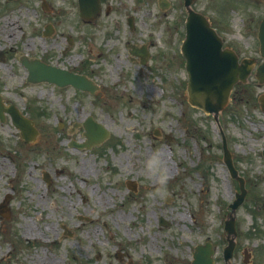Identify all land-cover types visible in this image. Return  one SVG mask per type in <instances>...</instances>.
Instances as JSON below:
<instances>
[{
    "label": "rangeland",
    "instance_id": "1",
    "mask_svg": "<svg viewBox=\"0 0 264 264\" xmlns=\"http://www.w3.org/2000/svg\"><path fill=\"white\" fill-rule=\"evenodd\" d=\"M102 2L108 12L87 24L78 18L76 0H46V10L37 0H0V94L38 130L36 141L25 143L8 117L0 122V204L7 197L0 264H131V258L134 264H188L205 242L213 244L216 264H224L219 238L238 184L222 160L212 117L186 100L182 1L172 0L164 15L154 0ZM192 8L208 16L241 57H258L261 4L195 0ZM47 24L53 29L43 37ZM65 38L71 43L63 50ZM128 42L151 43L147 65L131 62ZM19 53L82 68L98 89L88 94L28 84ZM236 89L219 122L245 180L235 212L238 241L251 249L252 264H264V111L257 101L264 86L249 79ZM89 116L108 138L89 149L69 147L85 141L79 124ZM154 152L168 169L166 194H158L146 174ZM242 248L232 264H242ZM119 251L129 256L122 263L114 256Z\"/></svg>",
    "mask_w": 264,
    "mask_h": 264
},
{
    "label": "water",
    "instance_id": "2",
    "mask_svg": "<svg viewBox=\"0 0 264 264\" xmlns=\"http://www.w3.org/2000/svg\"><path fill=\"white\" fill-rule=\"evenodd\" d=\"M83 2L88 7L87 2L90 3V0H83ZM191 2L192 0H185V6L188 8ZM195 20H202L201 25L207 27L204 18L188 9L187 21L191 29L197 26L193 23ZM205 31L208 32V30ZM259 41L260 53L264 58V22L260 27ZM220 48L221 43L212 32L208 36H199L195 32L190 33L182 48L183 55L187 59L186 68L189 74L188 100L190 104L203 109L205 112L214 113L215 118L225 105L232 85L239 79H243L250 69L249 67L238 66L233 54L227 50L220 51ZM40 73L44 76L51 74L49 69L42 65H36L31 71L30 78L34 74V80ZM258 74L260 77H264V62L259 66ZM62 77L66 78L67 82L84 86L82 80L69 78L70 76ZM3 111L11 114L14 124L22 131V136L26 138L25 126L28 121L23 119L12 107L5 108L0 104V116ZM225 158H228L227 152L224 153ZM237 203L231 207L235 208ZM194 257L196 264H212L207 253L203 256L198 253Z\"/></svg>",
    "mask_w": 264,
    "mask_h": 264
},
{
    "label": "clouds",
    "instance_id": "3",
    "mask_svg": "<svg viewBox=\"0 0 264 264\" xmlns=\"http://www.w3.org/2000/svg\"><path fill=\"white\" fill-rule=\"evenodd\" d=\"M146 174L157 185L158 194H166L167 183L170 179L168 169L161 158L160 152H154L146 163Z\"/></svg>",
    "mask_w": 264,
    "mask_h": 264
},
{
    "label": "bare ground",
    "instance_id": "4",
    "mask_svg": "<svg viewBox=\"0 0 264 264\" xmlns=\"http://www.w3.org/2000/svg\"><path fill=\"white\" fill-rule=\"evenodd\" d=\"M2 163V162H1ZM3 167V166H2Z\"/></svg>",
    "mask_w": 264,
    "mask_h": 264
}]
</instances>
